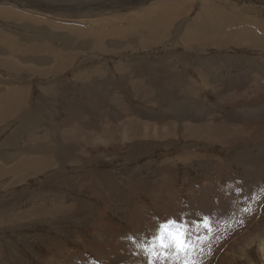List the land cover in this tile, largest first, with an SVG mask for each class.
I'll use <instances>...</instances> for the list:
<instances>
[{
    "label": "rangeland",
    "instance_id": "obj_1",
    "mask_svg": "<svg viewBox=\"0 0 264 264\" xmlns=\"http://www.w3.org/2000/svg\"><path fill=\"white\" fill-rule=\"evenodd\" d=\"M49 1L0 18V264H148L169 218L264 264V0Z\"/></svg>",
    "mask_w": 264,
    "mask_h": 264
},
{
    "label": "snow or ice",
    "instance_id": "obj_2",
    "mask_svg": "<svg viewBox=\"0 0 264 264\" xmlns=\"http://www.w3.org/2000/svg\"><path fill=\"white\" fill-rule=\"evenodd\" d=\"M205 236L196 234L193 240L189 226L169 218L158 225L152 239L141 250L146 254L148 264H201L198 253L203 252L207 242L206 234L211 232L210 222L204 223Z\"/></svg>",
    "mask_w": 264,
    "mask_h": 264
},
{
    "label": "bare ground",
    "instance_id": "obj_3",
    "mask_svg": "<svg viewBox=\"0 0 264 264\" xmlns=\"http://www.w3.org/2000/svg\"><path fill=\"white\" fill-rule=\"evenodd\" d=\"M10 1H12V0H10ZM30 0H26V2H29ZM46 1H49V0H31L28 4H27V6H31V7H35L36 9H32V8H26L25 7V5H22V4H19V6H22V8L21 9H16V8H6L8 5L9 6H11L10 4H5V3H3L2 2V4L0 3V18H4V20H10V19H15V20H19V19H21L20 21H23L24 22V20H26V21H30L31 22V20L30 19H26L25 17H23V13L24 12H27L28 14L29 13H31V14H33V13H35V14H37V15H39L38 13L39 12H37V11H44V12H48V9L47 8H50V10H51V7L49 6L50 5V3L49 2H51L52 3V1H49V2H46ZM23 2V1H22ZM58 2V1H57ZM17 3V2H16ZM18 4V3H17ZM53 4H55V3H53ZM4 6H6V7H4ZM47 6V7H46ZM52 6V5H51ZM40 8V10H38ZM26 9H29V10H26ZM59 9V8H58ZM52 11H53V9H52ZM27 15V14H26ZM25 15V16H26ZM30 15V14H29ZM2 16V17H1ZM31 16V15H30ZM43 16V15H42ZM42 16H41V19L43 20V18H42ZM33 17H34V15H33ZM168 17V19L170 20V19H172L171 20V24H173V22H175V15L173 16V14H170V15H168L167 16ZM34 18H36V17H34ZM38 18V17H37ZM39 19V18H38ZM45 20V19H44ZM47 20V19H46ZM55 20V19H54ZM33 21V20H32ZM62 21V20H61ZM64 21V20H63ZM30 22H29V24H30ZM35 22H37V20L36 21H33L32 23H35ZM47 22V21H46ZM57 22V21H56ZM8 23V22H7ZM20 23V22H19ZM28 23V22H27ZM27 23L26 24H24L23 26H25L24 28H25V30H26V25H27ZM10 24V23H9ZM43 24H44V22H43ZM20 25H22V24H20ZM37 25V24H36ZM35 25V26H36ZM56 25H58V23H56ZM159 25H161V27H162V29H163V31H161V32H165V30L167 29V27H168V25H169V23H166L165 24V26H164V24H159ZM43 27H44V25H42ZM59 26V25H58ZM57 26V27H58ZM63 26V25H62ZM170 26V25H169ZM31 27V26H30ZM38 27V26H37ZM51 27H53V26H51ZM33 28V27H32ZM39 28V27H38ZM58 28H60V27H58ZM72 28H73V25H72ZM171 28V27H170ZM28 29V28H27ZM74 29H76L75 27H74ZM73 29V30H74ZM143 29H145L148 33H160L159 31H156V30H154V29H152V27H149L148 28V24H145V26L143 27ZM7 30V29H6ZM29 30V29H28ZM44 30V29H43ZM54 30V29H53ZM58 30V29H57ZM71 30V29H70ZM70 30H68V31H70ZM40 31V30H39ZM60 31V30H59ZM63 31V30H62ZM65 31H67V29L65 30ZM18 32V31H17ZM20 32V31H19ZM146 32V33H147ZM68 34V33H67ZM95 34V33H94ZM122 34V33H121ZM165 34V33H164ZM100 35V34H99ZM102 35V34H101ZM134 35V34H133ZM144 35V34H143ZM83 36V35H82ZM118 36V35H117ZM67 37V36H66ZM108 37H113V35H108ZM74 38V37H73ZM123 38V37H122ZM98 39V38H97ZM101 39V38H100ZM77 40V39H76ZM86 41V40H85ZM6 45H8V46H10L11 47V45H12V42H10L9 40H8V42H7V39L6 40H4L3 41ZM75 42V41H74ZM61 44V43H60ZM91 49V48H90Z\"/></svg>",
    "mask_w": 264,
    "mask_h": 264
}]
</instances>
